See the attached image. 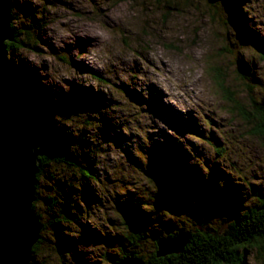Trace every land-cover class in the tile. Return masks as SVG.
<instances>
[{
    "label": "rangeland",
    "instance_id": "1",
    "mask_svg": "<svg viewBox=\"0 0 264 264\" xmlns=\"http://www.w3.org/2000/svg\"><path fill=\"white\" fill-rule=\"evenodd\" d=\"M13 14L20 40L7 58L30 94L26 116L48 144L89 155L94 177L66 163L40 171L46 227L32 264L120 262L133 248L121 236L128 197L150 231L193 227L205 212L223 230L232 209L260 203L264 0H13ZM245 260L264 264V250Z\"/></svg>",
    "mask_w": 264,
    "mask_h": 264
},
{
    "label": "water",
    "instance_id": "2",
    "mask_svg": "<svg viewBox=\"0 0 264 264\" xmlns=\"http://www.w3.org/2000/svg\"><path fill=\"white\" fill-rule=\"evenodd\" d=\"M13 0H0V264H31L42 224L33 209L41 157L50 151L47 135L27 119L11 76L6 42L13 41ZM264 208V205H263ZM186 238L160 243L159 256L179 253ZM118 264H141L128 256Z\"/></svg>",
    "mask_w": 264,
    "mask_h": 264
},
{
    "label": "trees",
    "instance_id": "3",
    "mask_svg": "<svg viewBox=\"0 0 264 264\" xmlns=\"http://www.w3.org/2000/svg\"><path fill=\"white\" fill-rule=\"evenodd\" d=\"M223 1L225 2L226 0ZM15 34L18 35L16 29ZM18 40L20 39L16 38L12 42H7V48L9 49L10 47L9 51L12 49V46H15L16 43L19 42ZM20 43L24 44L21 41ZM9 51L7 50V52ZM240 69L241 72L237 71V73H241V77L243 78L245 77V75L243 74V67H240ZM12 70L14 72L16 71L13 68ZM11 76L19 89V96L20 99H22L21 101H25L26 99L29 100L30 94L28 93V91L22 89L20 85L18 86V84L16 83V76L12 71ZM220 77L222 76L219 75L218 78ZM227 96L225 98H227ZM100 101L101 100H99L98 102ZM235 103L238 104V101L236 100ZM22 106L24 107V105ZM256 112V115L258 116V118H256L257 127L253 131L258 134H261L264 137V104L262 108L258 109V111L256 110ZM25 113H27V111H25ZM241 115L243 116V111ZM243 118L248 122L249 125H251L252 123L254 124L253 119H251V115L246 114L245 116H243ZM27 119L34 127H36L37 129H41L35 124L37 123L35 120H31L29 117H27ZM42 131L46 132L45 130ZM106 131L107 128L104 132ZM50 139V151L47 155L42 156L40 160V170L36 180L35 201L39 198L37 195L40 194V171L44 168L50 167L52 164L59 165L62 163H66L72 168L76 166L79 169L77 174H81L82 178H84L85 180L88 177L92 179L94 178L88 174L91 172L86 166L87 162L89 161V155H86V157H84V160L79 162L77 155L70 151L71 147L69 146V144L63 141L59 142L58 139L56 140L57 143H52L53 137L50 136ZM51 172L53 173V170ZM160 194L162 196H166V200L170 199L171 197H177L175 193H171V195H164L162 193ZM232 195L233 194H231L232 199L235 200V197ZM157 196H159V194H157ZM209 197L213 198L215 200L214 202H221L220 197L217 198L213 191L209 193ZM45 198L48 201H52V197L49 195H45ZM35 201L33 202L34 211L36 208ZM205 203L206 200L202 199L201 203L197 205V208L202 211L203 206L206 205ZM263 204L264 195L260 194V203L257 204L256 207L251 208L245 204V206L243 207L245 209L244 211L243 208L238 212L237 210L232 209L229 214L230 220H227L228 223L223 230L219 229L216 226L214 227L210 225L207 222L209 218L205 212L203 213V219L201 220L199 218V221L201 223L196 224L193 227L190 226L186 228L183 226L175 231H171V229H156L150 231L149 229H143L147 227V225H145V217L147 215L145 214L143 216L141 214V207H138V205H136L135 202L132 201L131 197H128L125 199L124 202H120V209L124 218V223L127 226L125 232L121 236L125 238L133 248L130 251L123 253L119 260H123L124 258L131 255L134 258H137L141 262V264H247L245 260V252L247 251L248 247L252 249L255 247L256 250L259 248L264 250V209L262 208ZM35 213L40 216L37 212ZM40 221L42 224V229L40 231L41 236L39 240L35 243V245H33L32 259L34 255L37 254V251L40 245L42 244L41 242L45 238L42 231L46 226L42 222L41 217ZM55 224H57V222ZM178 236H183L186 238V244L184 245L183 250L179 253H170L163 256H159L158 251L160 249V243L163 241L172 240ZM144 241L146 243H150L148 249L149 254L147 255L148 257H145L143 254H141L140 251L142 250L141 246H144ZM241 248H243V252L240 251ZM105 256H107V254ZM115 263L117 264L118 261H115Z\"/></svg>",
    "mask_w": 264,
    "mask_h": 264
},
{
    "label": "bare ground",
    "instance_id": "4",
    "mask_svg": "<svg viewBox=\"0 0 264 264\" xmlns=\"http://www.w3.org/2000/svg\"><path fill=\"white\" fill-rule=\"evenodd\" d=\"M91 40H92V38H90ZM7 60H8V58H7ZM45 133V132H44ZM40 170V169H39ZM39 173V172H38ZM38 175V174H37ZM36 185V184H35ZM217 197V196H216ZM162 261V260H161Z\"/></svg>",
    "mask_w": 264,
    "mask_h": 264
}]
</instances>
